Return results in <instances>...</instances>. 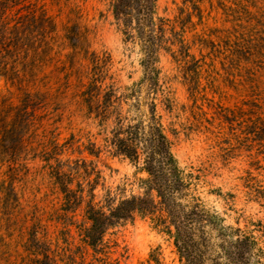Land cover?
<instances>
[{
	"label": "rangeland",
	"instance_id": "1",
	"mask_svg": "<svg viewBox=\"0 0 264 264\" xmlns=\"http://www.w3.org/2000/svg\"><path fill=\"white\" fill-rule=\"evenodd\" d=\"M114 1L0 0V264H186L150 218L110 229L101 254L85 242L88 205L147 177L111 145L143 79ZM156 14L190 55L159 52L172 152L206 207L264 245V0H158Z\"/></svg>",
	"mask_w": 264,
	"mask_h": 264
},
{
	"label": "trees",
	"instance_id": "2",
	"mask_svg": "<svg viewBox=\"0 0 264 264\" xmlns=\"http://www.w3.org/2000/svg\"><path fill=\"white\" fill-rule=\"evenodd\" d=\"M158 0H115L113 13L123 27L126 41L138 43L142 52L143 79L125 97L127 117L119 119L111 145L114 155L123 157L147 175L140 179L143 193L126 198L106 210L89 204L91 222L85 242L96 254L107 232L137 217L150 218L174 240L179 257L186 264H264V245L253 233L228 227L193 193L192 182L178 164L172 143L159 114V52L175 58L189 57L184 39H166V28L157 17ZM175 47V49H174ZM106 102L111 101L110 94ZM8 132H5V134ZM64 192L67 186L62 187ZM261 237H264V229ZM113 264L108 258L95 260ZM93 262L92 264H96ZM41 264H48L44 261ZM51 264V263H50ZM155 264H162L155 261Z\"/></svg>",
	"mask_w": 264,
	"mask_h": 264
}]
</instances>
